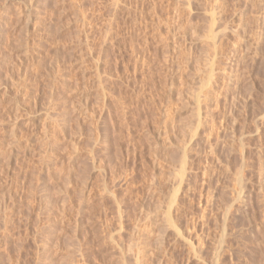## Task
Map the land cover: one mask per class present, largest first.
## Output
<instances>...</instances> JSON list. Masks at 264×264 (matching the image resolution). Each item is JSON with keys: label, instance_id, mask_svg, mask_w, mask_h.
<instances>
[{"label": "rangeland", "instance_id": "1", "mask_svg": "<svg viewBox=\"0 0 264 264\" xmlns=\"http://www.w3.org/2000/svg\"><path fill=\"white\" fill-rule=\"evenodd\" d=\"M0 264H264V0H0Z\"/></svg>", "mask_w": 264, "mask_h": 264}, {"label": "bare ground", "instance_id": "2", "mask_svg": "<svg viewBox=\"0 0 264 264\" xmlns=\"http://www.w3.org/2000/svg\"><path fill=\"white\" fill-rule=\"evenodd\" d=\"M174 202V201H173ZM175 203V202H174ZM170 221H172V220H170ZM171 224V223H170Z\"/></svg>", "mask_w": 264, "mask_h": 264}]
</instances>
